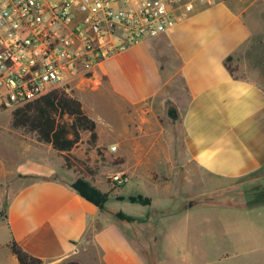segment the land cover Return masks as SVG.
I'll use <instances>...</instances> for the list:
<instances>
[{
    "label": "crops",
    "instance_id": "crops-1",
    "mask_svg": "<svg viewBox=\"0 0 264 264\" xmlns=\"http://www.w3.org/2000/svg\"><path fill=\"white\" fill-rule=\"evenodd\" d=\"M98 73L103 82L79 100L97 126L95 148L117 147L126 189L100 210L72 188L77 172L50 144L18 137L22 151L32 145L41 151L23 154L33 165L12 178L16 186L0 220V264H18L7 247L12 238L44 264H146L125 233L132 227L116 216L147 213L128 200L141 186L169 189L186 183L193 168L230 181L264 170V0L198 8L165 34L109 59ZM100 93L122 101L121 121L97 109ZM169 100L178 119L164 114ZM115 202H128L130 211L112 207ZM188 209L178 211L185 221ZM205 251L202 264H264V245L236 247L215 261Z\"/></svg>",
    "mask_w": 264,
    "mask_h": 264
},
{
    "label": "rangeland",
    "instance_id": "rangeland-1",
    "mask_svg": "<svg viewBox=\"0 0 264 264\" xmlns=\"http://www.w3.org/2000/svg\"><path fill=\"white\" fill-rule=\"evenodd\" d=\"M102 82L103 78L99 84L78 80L59 89L80 99ZM176 82L180 84L178 80ZM100 94L96 100L97 109L106 118L121 121L117 105H122V101L109 94ZM12 111L0 112V220L6 198L16 186L12 181L18 172L16 169L24 171L33 165L28 163L30 161L23 162V154L39 157L41 151L38 145L27 146L25 151L20 149L23 139L18 137L33 139L36 135L14 128ZM82 139L71 153L83 162L78 168L73 167L77 179L84 177L92 186L108 193V199L121 197L126 187H118L111 180L116 172H120L118 151L112 154L110 148L91 147L87 132L82 133ZM89 169L95 173L90 175ZM189 175L186 183L166 187V190L149 186L138 189V193L151 198L153 204L142 205V211L147 213L143 212L139 221H124L132 227L125 233L143 254L146 264H185L184 259L202 264V250H206L207 260L215 261L217 256L227 251L231 254L236 247L264 245V170L233 181L206 176L194 168ZM130 206L128 202L112 205L121 211H130ZM187 207L190 217L185 221V215L178 211Z\"/></svg>",
    "mask_w": 264,
    "mask_h": 264
},
{
    "label": "built area",
    "instance_id": "built-area-1",
    "mask_svg": "<svg viewBox=\"0 0 264 264\" xmlns=\"http://www.w3.org/2000/svg\"><path fill=\"white\" fill-rule=\"evenodd\" d=\"M219 1L0 0V112L74 81L99 84L109 59ZM111 180L129 179L120 171Z\"/></svg>",
    "mask_w": 264,
    "mask_h": 264
},
{
    "label": "trees",
    "instance_id": "trees-1",
    "mask_svg": "<svg viewBox=\"0 0 264 264\" xmlns=\"http://www.w3.org/2000/svg\"><path fill=\"white\" fill-rule=\"evenodd\" d=\"M230 58L226 60L228 63ZM232 72V68L228 66ZM12 125L33 132L40 143L50 144L52 149L62 155L67 169L78 168L83 162L74 158L71 151L82 139V133H89L88 144L96 147V123L85 112L79 99L67 94L64 90L55 89L39 99L18 107L12 111ZM90 175L94 174L88 170ZM72 188L82 197L95 204L100 210L105 209L108 193H103L92 186L84 177L72 183ZM131 203L143 206L151 204V199L142 195L130 196ZM120 220L139 221L138 218L116 213ZM11 254L15 256L18 264H44L42 259L27 253L13 238L7 244Z\"/></svg>",
    "mask_w": 264,
    "mask_h": 264
},
{
    "label": "water",
    "instance_id": "water-1",
    "mask_svg": "<svg viewBox=\"0 0 264 264\" xmlns=\"http://www.w3.org/2000/svg\"><path fill=\"white\" fill-rule=\"evenodd\" d=\"M164 114L166 117L170 119H178L180 117V113H179L177 105L173 101H170V100L167 101L164 105Z\"/></svg>",
    "mask_w": 264,
    "mask_h": 264
}]
</instances>
